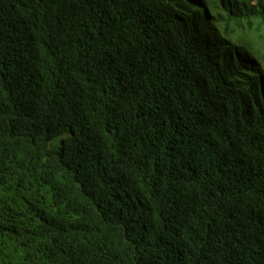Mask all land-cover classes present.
<instances>
[{"label":"trees","instance_id":"16d2710c","mask_svg":"<svg viewBox=\"0 0 264 264\" xmlns=\"http://www.w3.org/2000/svg\"><path fill=\"white\" fill-rule=\"evenodd\" d=\"M253 28L264 0H0V264H264Z\"/></svg>","mask_w":264,"mask_h":264},{"label":"rangeland","instance_id":"374dc122","mask_svg":"<svg viewBox=\"0 0 264 264\" xmlns=\"http://www.w3.org/2000/svg\"><path fill=\"white\" fill-rule=\"evenodd\" d=\"M249 32H250L251 37H255V40L257 41V43L263 47V51H264V39H262L261 37L260 38L258 37L257 35L258 32L256 31V28L251 29ZM262 33L264 35V31H262Z\"/></svg>","mask_w":264,"mask_h":264}]
</instances>
